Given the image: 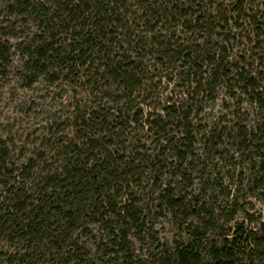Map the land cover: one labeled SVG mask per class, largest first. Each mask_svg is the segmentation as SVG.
Here are the masks:
<instances>
[{
    "label": "trees",
    "instance_id": "16d2710c",
    "mask_svg": "<svg viewBox=\"0 0 264 264\" xmlns=\"http://www.w3.org/2000/svg\"><path fill=\"white\" fill-rule=\"evenodd\" d=\"M133 1L134 13L127 0H0L7 18L35 26L30 35L13 34L21 70L31 84L44 78L64 86L67 129L57 162L42 156L39 167L31 160L16 167L0 159V240L22 246L4 264H38L45 256L50 264H104L78 237L90 234V226L105 231L106 241L92 238L107 264H264V223L238 205L245 179L228 162L234 153L253 157L249 193L264 203V121L232 136L197 119L205 93L232 79L250 103L264 106L254 69L241 57L229 61L227 47L238 35L232 31L241 25L222 4L202 12L207 0ZM242 7L239 2L230 14L239 17ZM246 18L261 50L264 29ZM5 29L0 61L7 63ZM118 30H125L121 39ZM178 31L190 37L175 38ZM162 32L171 36L156 35ZM156 66L162 73L152 76ZM177 79L183 84L175 95L157 91L163 80ZM232 141L237 151L230 153ZM221 163L229 170H219ZM239 212L247 225L236 221ZM158 218H168L176 231L172 247L157 239ZM145 236L156 250L150 261L131 246L132 237L144 242Z\"/></svg>",
    "mask_w": 264,
    "mask_h": 264
},
{
    "label": "rangeland",
    "instance_id": "374dc122",
    "mask_svg": "<svg viewBox=\"0 0 264 264\" xmlns=\"http://www.w3.org/2000/svg\"><path fill=\"white\" fill-rule=\"evenodd\" d=\"M239 2L243 4L242 8L246 11L240 13V20H236L239 17L230 13ZM127 3L131 5V7H134L132 9L134 13L136 11L135 1L127 0ZM220 4L226 7L227 13H229L228 16H232L233 21H237L239 25H241V29L232 31L233 34L237 31L238 35L236 36V40L229 43L227 47L229 61L235 63L236 59L239 57L244 59L246 64L250 66V69H254L259 78L260 85L264 89V42L261 44V50H255L256 44L254 36L256 28L249 25L250 23L246 18L254 17L257 23L261 25V28L264 29V0H207L200 6L201 11L210 13L213 11V5L217 6ZM1 5L0 24L4 21H6V23L0 25V27L6 28L3 34L7 36L3 38V41L7 40L9 43L6 48L9 49V62L4 63L0 61V159H5V165L13 164L16 167H20L26 163L27 160H31L33 167H39V159L43 156L42 159H45L48 164H52L55 161L57 162L60 156H62L60 142H62V138L65 137L66 133L64 131L67 130L60 107L61 97L64 94V86L62 84H49L44 78H40L32 84L30 83L31 78L21 70L22 62L19 57L20 52H18V48L16 47L20 40L13 34L23 36L30 35L36 32L35 26L23 22L20 18H7V10H3ZM130 21H132V17ZM130 21L128 20L129 25ZM149 27L148 25L146 28L148 29ZM139 29L144 31V28ZM230 29L232 28L230 27L229 30ZM118 32L122 33V35L119 36L121 39L124 36L123 33H125V30H118ZM233 34L231 35L233 36ZM143 35L144 34H141V36ZM156 35H167V38L171 36L170 33L166 34L165 32ZM178 37L188 38L190 36H185V34L178 31L175 34V38ZM249 39L252 42H249ZM262 40L264 41V36L260 41ZM260 60L262 61L261 66L259 64ZM176 67L177 66H175V70L179 72L180 69ZM170 68H173V64H170ZM152 70V68L149 69V71ZM159 72L162 73L160 68L156 66L155 73L151 72V75H157ZM166 73L167 72H163L164 75ZM175 74L176 72L173 75ZM169 77H172V75H169ZM176 81L177 83L175 84H173V82L168 84L167 80H163L160 87H157V91L163 94V96L173 95L174 92L181 90L183 84L179 79ZM235 81L232 79L230 83L226 82L225 84L213 88V91L205 93V98H203L201 104L197 106L198 110L196 109L199 114L197 119L201 121L202 127H211L213 125L217 127H226L228 133L237 132L242 129L241 133H243L263 123L264 106H260V103H250L248 96H244L239 89L242 83L238 86ZM113 90H115V88H113ZM260 99L264 101V90ZM235 132L231 133L232 136ZM122 139L123 138L118 139L115 137L114 141L120 143ZM142 143H145L144 140ZM226 143L230 153L237 151L233 141ZM128 146V144H124L123 148ZM148 146L149 143H147V147ZM197 147L201 148V144H197ZM233 155L234 157L232 160L228 161L230 168L235 171L236 175L242 174L244 177L243 179H245L242 180L243 186L238 195V205L245 207L247 213L252 215L255 220L264 223V203L258 197H254L249 193V182H252L254 174L251 170L252 166L248 163L249 159L253 157L250 154L248 155V152H245L243 156H241L242 154L235 153ZM223 167L224 165L222 163L219 164V170L223 169ZM53 168H56V165H53ZM34 169L35 170L32 171V176L36 178L39 172L36 171L37 168ZM227 170L229 169H223L225 172ZM234 180L236 181L234 186L238 187L240 179L235 177ZM224 182L229 183L226 179ZM145 187H147L145 192L147 193L150 186L148 187L145 185ZM1 195L4 196L0 188V196ZM141 195L142 194L139 193L136 197L141 200L145 199V196L143 197ZM217 197L218 204H221V206L225 208L227 200L224 198L223 193L218 192ZM1 201L2 199L0 202ZM248 203L252 206H247ZM97 218L98 217H96V219ZM245 219L244 213L239 212L236 221L241 223ZM155 224L158 226L156 229L159 243L168 248L172 247L176 231L170 224L169 219L158 218ZM247 224L248 222L246 221V225ZM89 232L90 234H87L86 237H84V233L78 235L80 242L84 243L85 246L90 249L91 257L95 259H104V262H106L104 264H107V258L97 252L98 250L95 247L94 238H92L95 237L96 242L98 239L106 241L107 238L104 237L106 236L105 231L99 230L98 226H90ZM131 242V246L137 257L140 256L150 261L149 259H151V256L156 253V250L152 248L150 236H145L144 242H139L132 237ZM19 245L16 242L13 246H8L5 240H0V264H4V257L8 254L15 253L22 247ZM50 259L49 256H45L38 261V264H50ZM98 263L96 262V264Z\"/></svg>",
    "mask_w": 264,
    "mask_h": 264
}]
</instances>
